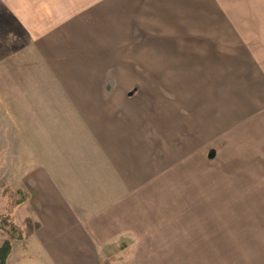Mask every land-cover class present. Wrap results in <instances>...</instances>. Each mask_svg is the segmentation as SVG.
Wrapping results in <instances>:
<instances>
[{
  "label": "crops",
  "instance_id": "0c3cea01",
  "mask_svg": "<svg viewBox=\"0 0 264 264\" xmlns=\"http://www.w3.org/2000/svg\"><path fill=\"white\" fill-rule=\"evenodd\" d=\"M230 14L225 0H0L4 37L25 46L2 68L23 152L15 191L27 194L6 264H200L216 232L202 242L210 225L170 214L169 176L200 151L178 91L187 81L199 108L213 96L190 76L201 56L232 51L212 45L232 36Z\"/></svg>",
  "mask_w": 264,
  "mask_h": 264
},
{
  "label": "rangeland",
  "instance_id": "374dc122",
  "mask_svg": "<svg viewBox=\"0 0 264 264\" xmlns=\"http://www.w3.org/2000/svg\"><path fill=\"white\" fill-rule=\"evenodd\" d=\"M225 3L234 32L231 37L212 39V45L231 46L232 51L227 55L201 56L202 70L190 76L198 75L199 87L202 83L205 93L213 96L207 102L199 99V108L198 101L192 102L194 97L187 81L186 91H178L185 94L180 115L190 130L195 128L194 132H186L185 138H198L200 151L194 157L187 156L184 169L169 176V190L178 196L177 201L170 203V214L175 223L177 217H182L184 222L199 221L202 230L210 225L211 234L202 231V242H212L216 232V245L196 248L200 251H196L201 256L200 264H252L264 253V0ZM2 26L0 23V214H5L4 192L15 191L22 170L18 155L22 158L23 152L17 150V120L9 119L6 111L16 91L4 80L2 68L10 75V67L24 61V56L16 53L21 46L17 34L10 32L12 37L5 38L7 33ZM225 63L230 64L227 77L222 70ZM226 92L227 96L232 94L231 101L229 98L220 102ZM153 104H160L163 112L172 110V104L165 100ZM16 105L19 104L13 103L14 110ZM5 239L0 231V245Z\"/></svg>",
  "mask_w": 264,
  "mask_h": 264
},
{
  "label": "trees",
  "instance_id": "16d2710c",
  "mask_svg": "<svg viewBox=\"0 0 264 264\" xmlns=\"http://www.w3.org/2000/svg\"><path fill=\"white\" fill-rule=\"evenodd\" d=\"M4 195L7 198V210L5 214H0V231L7 239L0 245V264H6V259L11 250V241L22 239V231L14 223L11 215L15 207L27 199V194L21 190L6 189Z\"/></svg>",
  "mask_w": 264,
  "mask_h": 264
}]
</instances>
